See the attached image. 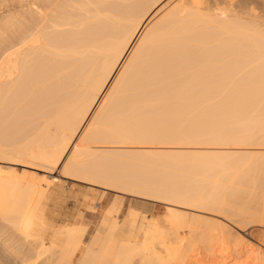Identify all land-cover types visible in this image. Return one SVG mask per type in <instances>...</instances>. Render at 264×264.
Listing matches in <instances>:
<instances>
[{"label":"bare ground","instance_id":"obj_1","mask_svg":"<svg viewBox=\"0 0 264 264\" xmlns=\"http://www.w3.org/2000/svg\"><path fill=\"white\" fill-rule=\"evenodd\" d=\"M7 162L164 201L170 226L105 200L51 218L62 178ZM188 219L234 244L210 264L264 224V0H0V264H183Z\"/></svg>","mask_w":264,"mask_h":264},{"label":"rangeland","instance_id":"obj_2","mask_svg":"<svg viewBox=\"0 0 264 264\" xmlns=\"http://www.w3.org/2000/svg\"><path fill=\"white\" fill-rule=\"evenodd\" d=\"M3 165H4L5 170L3 169L2 173L4 174V176L9 177V179H12L13 176H15V174L8 172V168H10L12 166H16L20 172L23 170H27L29 173H39V176H37V177L36 176H30L29 178H26L25 181L28 184L38 182L40 177L43 176L44 174H48V176H50L52 178V180L60 177L58 172H57L58 169H57V171L55 170L51 173H46V172L39 171V170L31 168V167H25L22 165H13V164H11V162L10 163L9 162L4 163ZM20 176L25 177L24 175H20ZM60 178H62V181H61L62 186H61V188H58L57 193H56V197L50 203V209H51V216L50 217L51 218H53L54 216L65 217L67 215L71 218L77 217V215L82 214V213H79L81 211H78V209L83 210V208L84 209L87 208V207L86 208L84 207L85 206L84 203H81L82 200L83 201L89 200L93 204L95 202L99 203V202L105 200L107 202L105 209L108 211H110L111 207H112V209H115V206L113 207L114 204L117 206L119 203L124 202L123 203V209L124 210H127V208L130 210L132 208H134L133 210H135V212H136V210H137V213H139V211H140V215L144 213L146 215H152L153 217H155L157 219H158V214H159L160 215L159 217H161L159 220L163 219L167 223L166 226L167 227L170 226L168 223V220L171 221V218H170V216H168L170 214L169 213L167 214V211H166V205L167 204L164 201L156 200V199L153 200V198H146V197L144 198V196L142 197V195H136V193L133 194V193H128V192L126 193L123 191L120 192L118 190L104 189L102 187L96 186L95 184L94 185H92L91 183L89 184L88 181H87V183H85L86 182L85 180L78 181L76 179L72 180V178L71 179L65 178V177H60ZM60 178H58V179H60ZM43 180H41V182L46 183L45 182L46 180H44V181ZM103 190L105 192H103ZM103 193H105V194H103ZM102 194H103V199H101ZM115 195H117V197ZM116 198L118 200H116ZM255 199H257L259 201L253 199V202L256 201L257 203H259V202L263 201L262 197L261 198L255 197ZM114 201H116V202L114 203ZM81 204H83L84 206L82 205L83 206L82 207ZM113 213H115V212H113ZM167 218H168V220H167ZM190 220H192V218H190ZM194 220H195V218H194ZM197 220L198 219H196L195 221H197ZM185 221H187V220H185ZM185 221L183 222L184 227H182V224L181 225L179 224L180 225L179 227L177 226V227H174V229H173L174 232L178 229L176 231L179 234V237L177 236L178 239L181 237L182 238V239L180 238L181 240H184V242H186V243L188 242L187 244L183 242V244L187 245L188 247L193 248L192 251H190L191 255L188 254V257L186 258V260H184L186 262L183 261V264H210L212 262V260L214 262L213 256H215V260H221V261H227V260H230L231 258H233L231 250L234 248V244H233V248H232V244L231 243L229 244L228 242L225 245H223V248L221 246H219L221 248L217 249L215 254L212 253V251H211V254H213V255L209 254L210 251L208 252V249H206L207 245H206L205 238H208V237H206L207 234L210 236V233H212V232H210V229L213 230V227L211 225H207L206 224L207 222L205 223L204 221L199 220L198 223H196L195 221H191V224H192V222H195L194 224H192L193 225L192 226L189 222V219H188L189 223H187L188 225L186 227ZM200 222H202L201 223L202 226H201ZM254 222H256V223H254ZM254 222L249 220V224H248V222H246L247 223L246 225H245V223H243L244 228L242 227V224H241V226H239L240 224H238L236 222L232 223L230 225V227L231 226L233 227V228L231 227L233 231L239 232V233L245 235L250 241H252V242L249 241L251 246L248 245L246 242L245 245L247 244L248 246L246 245V247H245V245H243L242 246L243 249H241V251H239L240 249H238V252L240 255L238 261L240 264H242V263L243 264H248V263L249 264H254V263L255 264H260V263L264 264V260L262 257V256H264V244H262V242L264 243V224H262L261 221H260L261 224H259L255 220H254ZM199 224H200V226H198ZM206 225L209 226V227H207L208 229L205 228ZM190 226H192L194 229L192 227L190 228ZM196 226L199 227L198 231H197L198 228H196ZM175 228H176V230H175ZM208 230L210 233H208ZM203 232L206 233V236L203 234ZM177 233H175V234H177ZM214 233H212V234H214ZM192 240H194V241H192ZM258 240H261L260 241L261 243ZM203 242H204V244H203ZM207 242H209L208 239H207ZM257 243H258V245H257ZM260 244H262V245H260ZM195 245H196V247H195ZM229 245L231 246V248L228 247ZM252 245H254V246L252 247ZM255 245H257V246H255ZM260 247H262L263 250H261ZM252 248H254L255 254H254V250H252ZM242 250H244V251L242 252ZM245 251H247L249 254ZM259 251H260V254H259ZM252 253H253V255L251 256L250 254H252ZM246 254H248V255H246ZM258 257H261L262 260L258 259ZM173 264H175V262ZM181 264H182V262H181Z\"/></svg>","mask_w":264,"mask_h":264}]
</instances>
